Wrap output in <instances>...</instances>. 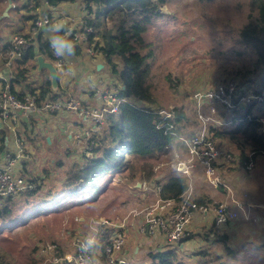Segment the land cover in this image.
<instances>
[{
	"label": "rangeland",
	"instance_id": "rangeland-1",
	"mask_svg": "<svg viewBox=\"0 0 264 264\" xmlns=\"http://www.w3.org/2000/svg\"><path fill=\"white\" fill-rule=\"evenodd\" d=\"M249 13L248 0H216L214 2L167 0L149 25L144 39L147 43L153 44L154 49L150 80L152 93L156 100L154 106L159 110L172 111L178 108V110L181 109L184 112V120L177 125L180 137L187 136L192 132L201 133L202 131L201 122L195 117L194 110L191 109L194 106L191 97L195 93L213 88L216 83L237 78V76H234L235 73L244 66L253 68L256 56L252 51L242 46L239 35L240 29L248 21ZM4 19H7L13 28L18 27L24 31V18L18 17L14 14V11H11L9 16L5 15ZM121 20V16H115L113 19L108 20L107 26L109 29H114ZM20 33L29 34L30 29ZM9 35L12 34H5L0 30V42L7 41L10 38ZM15 35L17 34H13L11 39ZM100 58L102 57L99 54L96 61L98 62ZM93 70H95L97 78L100 70ZM105 72L110 73L107 66ZM65 74L62 83L64 86L69 84L65 88L70 89L71 94H75V96H79L81 93L89 94L91 82L86 81L81 84L80 91H76L70 87L72 81L70 82L71 77H68L66 70ZM41 75L42 73L38 71L36 62H33L26 82L39 86ZM87 75L89 77V73ZM249 78H261V76L256 74ZM85 85L88 87L87 89ZM6 133L8 137L10 135L14 136L10 131ZM43 144L45 145V143ZM220 145L226 151H232L233 153H231L238 158L235 141L224 138L221 140ZM21 149V154L24 157L15 162L14 169L17 171V167L23 160L31 159L28 162L30 163L29 172L25 173L30 181L38 182L40 186L44 184L43 188H40L42 192L49 191L51 188L55 192H59L62 189L64 175L67 171L82 164L85 158V148L83 146L77 148L75 143L69 146L64 145L60 149V153H54L57 157H54L56 160L54 162L49 161L52 157L48 151L39 154L41 152L36 150L35 146L31 148L27 144L21 146ZM173 152L174 150L172 153L162 156L160 160L151 161L155 171L160 172L168 166L172 170H176L173 163L177 159L174 158ZM247 153H249V150H247ZM10 154L13 159L14 154L12 152ZM15 155L17 156V152ZM15 157L14 159H17ZM36 157L37 159H35ZM184 158L181 157L179 160ZM259 159L260 165L256 164L254 171L252 170L253 175L249 178L241 177L240 181L242 183L243 178L244 186L249 191L252 190L255 196L260 195L258 192L261 191V185L264 184V171L262 170L264 169V162H260L263 159ZM57 164L60 165L56 167ZM46 172H49L48 176H45ZM19 173L23 174L22 169H19ZM240 174L244 176L249 172L243 169ZM194 175L192 187L195 179H204L199 169L195 171ZM96 184L99 189L85 193L82 199L65 201L67 203L64 202L63 205L57 206L47 214L32 216L25 223L15 224L12 228L1 227L0 263L62 264L63 262L54 263V256L51 253L40 254V249L43 246L51 245L55 247V254L59 252L58 255L62 257L72 255L76 249L75 242L77 238H91L94 234H97L96 232L100 233L104 230L106 232H103L105 237L102 240L107 242V239L115 233V226L109 225L113 223L111 222L112 219L117 224L125 223L127 225L126 245L118 253V259H124L128 263L150 264V253L163 252L171 247L163 240L157 241L155 238L141 233V225L134 222L132 215H129L133 210L140 211L143 207L154 204L157 200V192H153L155 189L148 192L144 189L138 191V188L132 190L127 183L122 181V178L114 179L109 176L98 179ZM147 188H150L149 184ZM244 191L245 189L242 186H237L238 194L244 193ZM142 193L147 196L145 201L142 200L140 195ZM19 198L20 195L15 196V199ZM41 201V198L36 197L32 204ZM26 209L24 207V210ZM24 210L16 212L15 215L22 214ZM93 241L95 256L90 264H98L99 260L104 257L111 263L105 251L102 253L104 243L98 239ZM136 248L139 249L138 252H135ZM189 252L185 256L186 259H191L189 255H194L191 250ZM182 253L180 252V258H184ZM58 255L56 254V256ZM258 261L257 264L263 262L262 259ZM198 262L201 263L189 262V264H226L220 262L218 258L211 260L209 257H200Z\"/></svg>",
	"mask_w": 264,
	"mask_h": 264
},
{
	"label": "built area",
	"instance_id": "built-area-1",
	"mask_svg": "<svg viewBox=\"0 0 264 264\" xmlns=\"http://www.w3.org/2000/svg\"><path fill=\"white\" fill-rule=\"evenodd\" d=\"M38 16L33 22V32L28 35H15L5 51L0 50V60L5 70L3 80L6 86L0 91V120L8 127L9 131L18 136L21 124L31 116H55L72 114L75 120L83 125L80 133L74 135L73 139L78 145L83 146L87 152L93 149L94 140L98 138L106 127L107 118L117 114L124 104L132 103L133 100L123 96L125 85L116 78H96L95 70L89 72L88 82H91L89 94L96 98L98 104L87 102L81 96H75L66 89L62 83L67 72V62L60 47L51 42L50 61L58 71L59 88L52 94L46 95L41 100L39 91L27 92L20 97L11 91L10 83L15 78L17 61L20 60L28 50L37 44V32L50 27L53 24V15L56 7L49 4L48 0H37ZM86 6L84 10L86 11ZM87 14V15H86ZM89 12L85 17L77 18V27L69 30L65 35V42L74 50H78L81 56L95 62L99 54L90 37L93 34V26L88 19ZM74 20V21H76ZM94 69H97L96 67ZM68 75V74H67ZM68 92V93H67ZM191 100L195 117L201 122V133L192 132L187 136H179L175 144L167 146L174 150L173 167L186 177L189 186L188 192L180 200H161L159 197L160 187L157 190V200L152 205L143 207L140 211L133 210L130 216L140 221V232L153 238H160L171 247L180 248L182 241L189 235V228L197 214L211 219L212 226L218 232L227 224L239 219L242 213L241 206L225 201L218 206L198 205L192 195L193 170L202 172L206 183L214 189L226 186L224 174L237 167L247 172L255 168L252 159L243 163L232 153L226 151L212 138L211 130L232 131L241 126L245 121L256 119L264 132V81L250 78L241 83L238 78L216 83L215 87L195 93ZM161 120L157 128L168 126L169 130H178L177 126L171 125L169 120L175 116V112L157 110ZM179 131V130H178ZM168 133V131L166 132ZM184 145L185 148H178ZM22 149L20 150V154ZM250 158L252 157L249 155ZM185 157L183 160H179ZM4 162L0 165V209L16 195L36 190L38 185L31 182L23 174L17 172L15 160L11 154L4 155ZM181 167V170L179 168ZM236 168V169H237ZM147 183L138 182L135 188L147 191L155 189V186L147 188ZM113 222V221H111ZM104 223V221H102ZM109 224V222L105 221ZM104 225V224H100ZM109 225L115 226V233L107 239L105 254L112 264H137L128 263L126 260L118 259V253L125 247L127 238V226L125 223ZM139 225V226H140ZM104 233L106 230L103 231ZM103 232H96L91 238H77L75 252L63 257L54 253V246L46 245L40 249V254L51 253L54 263L68 264H90L93 262L95 251L94 241L102 240ZM103 235V236H102ZM101 239V240H100ZM147 264V263H142Z\"/></svg>",
	"mask_w": 264,
	"mask_h": 264
},
{
	"label": "trees",
	"instance_id": "trees-1",
	"mask_svg": "<svg viewBox=\"0 0 264 264\" xmlns=\"http://www.w3.org/2000/svg\"><path fill=\"white\" fill-rule=\"evenodd\" d=\"M63 1L48 0L49 4L55 7ZM166 1L84 0L91 15L88 21L94 29L90 42L94 44L104 64L109 68L111 77L125 85L126 90L123 96L131 98L133 102L122 105L119 113L107 118V124L101 136L94 140L90 156H85L82 164L67 171L59 192H55L53 188L42 192L40 188H43L44 184L40 186L34 181L33 183L38 185L36 190L21 194L19 199L11 198L7 205L0 209V228L4 226L12 228L15 224L25 223L32 216L47 214L57 206L63 205L65 201L82 199L85 193L99 189L96 184L98 179L107 176L114 179L121 177L132 190H137L135 185L138 182H145L150 187L155 186V190L160 187L161 200L178 201L188 192L187 179L182 172L177 169L172 170L169 166L160 172L155 171L151 162L172 153L173 150L167 146L175 144L176 135L179 133L176 129L169 130L168 126L157 128L161 116L157 113L158 108L154 106L156 100L150 84L154 49L153 44L147 43L144 39L153 18ZM198 1L214 2L216 0ZM248 6L250 9L248 21L240 29L239 35L242 46L254 53L256 61L253 68L244 66L237 70L234 76H237L241 83H245L250 79L249 77L256 74L261 78L252 79L264 81V0H248ZM35 8L36 5L33 9ZM118 15L122 17V20L114 29H109L108 20ZM50 46V40H44L42 36H39L36 46L17 61L12 84L23 86L24 90L20 94L11 87V91L19 98L24 97L27 92H35L38 89L41 100H44L46 95L55 92L49 79L37 89L27 85L26 82L31 65L37 60L38 55L50 57ZM75 53L80 55L78 50ZM173 111L175 116L169 120V123L177 126L184 120L185 115L181 109L176 108ZM211 132L212 138L220 147H223L220 142L224 138L235 141L241 166H244L243 163H248L250 159L254 161L255 166L260 165L259 158L263 159L260 162H264V132L256 119L247 120L232 131L213 129ZM7 138L8 134L0 131V152L6 150ZM179 147L185 148L184 145ZM247 150H249L248 155ZM249 155L252 157L250 158ZM46 175L48 176L49 172ZM36 197L41 198L42 201L32 204ZM194 201L198 205H219L205 195L195 198ZM24 207L27 209L24 210ZM21 210H24L22 214L15 215ZM215 237L219 238L218 235ZM188 239L185 238L182 243ZM221 239L225 238L220 237ZM101 242L104 243L103 253L107 242L103 240ZM174 249L169 247L163 252L150 253V264H186L184 258H180V253H177L179 248ZM98 264L111 263L104 257Z\"/></svg>",
	"mask_w": 264,
	"mask_h": 264
},
{
	"label": "crops",
	"instance_id": "crops-1",
	"mask_svg": "<svg viewBox=\"0 0 264 264\" xmlns=\"http://www.w3.org/2000/svg\"><path fill=\"white\" fill-rule=\"evenodd\" d=\"M83 1L84 0H64L58 7L56 6V12L53 15V24L46 29L38 31L36 35V39L39 38V36H42L44 40H50V42L56 43L60 47L67 62L68 77H71L70 82L72 81V83L70 87L76 91H80L81 84L86 81L88 82V79L90 78H88L87 74L91 72L94 67L98 69L99 66H102L100 67L98 78L102 77L111 79V74L105 72L106 65L102 58H100L98 62H92L84 56L77 55L69 44L65 42L64 38L66 33L74 27H77L78 22L76 19L79 17H85V13L89 12L87 9L86 11L84 10V6L86 5H83ZM34 5H36L35 9H33ZM38 8L37 0H0V30L5 34L11 33L12 35L20 34L30 36L33 32V22L38 16ZM11 11H14V14L18 17L20 16L24 18V31L30 29L29 34L20 33L21 31H24L18 27L13 28L8 20L4 19L5 15H11ZM12 35H9L10 38H8L7 41L4 42L3 40L0 42L1 51L7 49L11 42ZM43 57L46 61L51 62L50 57ZM35 62L38 68L37 60ZM44 71H46L45 74ZM39 72L42 73L39 79L41 82L39 83V86H35L31 82H27V85L38 88L48 79L50 80V74L47 70ZM4 75L5 70L0 60V91L6 86V83L3 80ZM12 82L10 83L11 87L15 92L21 94L24 87L17 84L13 85ZM68 85L69 84H67V86ZM87 88L88 87L86 86V89ZM84 94L85 93H81L79 96L89 103L95 105L98 104L96 98L92 95ZM20 127V130H18V136L10 135L5 140L6 150L0 152V165L4 162V155L10 154L11 152L14 154V157L17 152V156L15 157L17 159H14L13 157L15 162L18 159L23 158L24 155L20 154L19 151L21 150V146L25 144L31 148L32 146H35L36 150L41 152L39 154L47 151L50 152L49 155H51L52 159L50 158L49 161L54 162L56 161L54 159V157H56L54 153H60V149L63 148L64 145L69 146L70 144L74 145L75 143L77 148L80 146L74 142L73 137L83 129V125L76 121L72 114L62 115L61 117L31 116L30 119L24 120ZM43 143H45V145ZM84 152L85 156L90 155L86 150H84ZM248 154L249 153H247V155ZM35 159H37V157ZM30 160H23L17 167V171L19 172V169H22V173L23 175L25 174L26 177L27 175L25 172H29L28 168L30 163L28 162ZM58 165L60 164H57L56 167ZM241 170L243 169L233 168L225 173L224 181L226 182V186H222L219 189H214L209 186L205 179L200 180L197 178L194 180L193 187H191L194 199L205 195L213 203L220 204L228 201L232 206L235 204L240 205L242 213L239 216V219L227 224L218 232L212 226L211 219L197 214L193 220L192 226L189 228V235L187 236L189 239L177 251V253L183 252L182 256H184L186 264H189V262L201 263L198 262L200 257H209L211 260L218 258L220 262L226 264H257L259 263L258 260L262 259L263 262L261 264H264V184L261 185V191L258 192L260 195L255 196V193H252V190L249 191V189L244 186L245 183H243V178L242 183H240L241 177H251L254 170L244 176L240 174ZM262 170L264 171V169ZM192 173L194 175L195 170H193ZM238 185L245 189L244 193L238 194ZM153 192L156 193V191ZM140 195L142 196L143 201L147 199L145 193ZM111 221L116 224L115 220L112 219ZM134 222L141 223V220H134ZM215 235H218L219 238L215 237ZM220 237H224L225 239L220 240ZM155 239L157 241H162L160 238ZM189 250L194 252V255H189L191 259H186L185 256L187 253H190ZM138 251L139 249L136 248L135 252Z\"/></svg>",
	"mask_w": 264,
	"mask_h": 264
},
{
	"label": "water",
	"instance_id": "water-1",
	"mask_svg": "<svg viewBox=\"0 0 264 264\" xmlns=\"http://www.w3.org/2000/svg\"><path fill=\"white\" fill-rule=\"evenodd\" d=\"M37 64L39 71L47 70L49 72L52 89L53 91H57L59 88V81H58V71L56 67L53 65V63L46 61L42 55H39L37 57ZM100 67L102 66H99L98 70H100ZM0 131H4L5 133L9 131L8 127L1 120H0ZM179 170H181V167L179 168Z\"/></svg>",
	"mask_w": 264,
	"mask_h": 264
}]
</instances>
